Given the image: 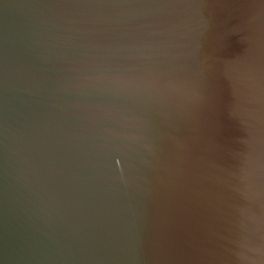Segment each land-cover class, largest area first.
I'll return each instance as SVG.
<instances>
[{
  "label": "water",
  "instance_id": "obj_1",
  "mask_svg": "<svg viewBox=\"0 0 264 264\" xmlns=\"http://www.w3.org/2000/svg\"><path fill=\"white\" fill-rule=\"evenodd\" d=\"M0 264H264V0H0Z\"/></svg>",
  "mask_w": 264,
  "mask_h": 264
}]
</instances>
